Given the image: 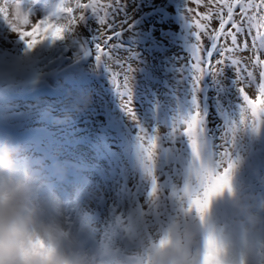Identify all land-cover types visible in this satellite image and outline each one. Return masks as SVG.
Segmentation results:
<instances>
[{
	"label": "rangeland",
	"instance_id": "rangeland-1",
	"mask_svg": "<svg viewBox=\"0 0 264 264\" xmlns=\"http://www.w3.org/2000/svg\"><path fill=\"white\" fill-rule=\"evenodd\" d=\"M31 6L34 19L41 17L54 6L56 0H25ZM88 3L89 0H79ZM110 0H100L107 4ZM162 0H120L111 2L108 21L104 25L89 16L65 41L52 47H44L23 57L22 45L15 33L0 20V70L10 69L17 61L27 60L29 71L14 83L5 87L0 80V122L9 126L40 127L36 141H19L37 157H45L46 151L54 154L66 168L64 177L55 185L62 198L72 195L75 186L90 190L85 210L92 217L97 229H101L111 218L113 211L126 212L139 205L145 208L147 194L151 188V178L141 163L137 122L147 130L148 138H157L154 175L157 177L161 194L167 197L173 186L182 184L183 173L189 162L190 147L184 135L187 125L181 123L194 111L203 116V140L210 151L219 153L227 147L237 161L236 180L238 183L259 185L264 177V127L258 135L248 128L253 122L260 123L264 116H252L251 107L240 96V87L251 100H258L260 72L264 70L255 64L256 56L264 61V51L253 47L252 34L238 36V42L248 43L247 50L229 54L239 59L253 71L254 80H244L236 84V73L231 64L216 65L221 59L213 54V69L221 68L219 74H205L194 89L195 70L192 64V46L197 44L195 35L200 33V46L206 56L210 49L209 36L219 29L217 0H192L196 8L213 9L214 13L206 28H197L193 22L185 29L163 12ZM258 2V0H257ZM72 0L73 17L81 10ZM121 6V7H120ZM120 7L118 12L115 9ZM90 14V13H89ZM103 14V13H101ZM256 15L254 23H262L260 16L264 10L253 9L249 15ZM227 18L226 10L224 11ZM234 19L241 21L239 8L234 10ZM126 21V24H122ZM114 25L109 30L108 24ZM231 24L226 25V30ZM264 31V27L260 29ZM122 31L119 39H112L105 51H111L112 59L102 57V63L112 71L121 73L118 77L123 89V73L128 72L131 88L130 105L137 117L133 121L125 108L127 97H122L113 84L110 72L95 57V37L98 34L101 46L104 39ZM120 44L118 50L111 46ZM218 47L231 46L230 39L223 37L217 41ZM258 47V46H257ZM88 50L86 54L85 50ZM119 59L124 67L116 64ZM130 58V59H129ZM169 65L168 70L164 68ZM202 67L207 68L206 64ZM102 82V83H100ZM105 87V88H104ZM208 102L204 103L203 98ZM79 105V109L77 108ZM237 128L235 133L227 129L230 123ZM174 129V130H173ZM208 133L212 138L208 137ZM4 134V133H0ZM144 135V134H142ZM235 135L234 145L225 144ZM223 167H227L225 161ZM222 171V169H221ZM219 205L217 210H219Z\"/></svg>",
	"mask_w": 264,
	"mask_h": 264
},
{
	"label": "clouds",
	"instance_id": "clouds-1",
	"mask_svg": "<svg viewBox=\"0 0 264 264\" xmlns=\"http://www.w3.org/2000/svg\"><path fill=\"white\" fill-rule=\"evenodd\" d=\"M69 9L72 0H56L34 19L25 0H0V20L16 34L26 58L72 34ZM29 70L26 59L17 61L0 70V80L7 87ZM251 112L264 116V102ZM262 127L264 120L248 129L258 135ZM188 141L191 158L181 185L167 197L161 188L147 194L146 210L136 205L113 211L97 229L85 210L88 188L75 186L62 198L55 185L65 166L58 162L49 171L43 158L0 134V264H264V177L260 186L238 183L232 155L226 186L208 196L224 167L195 126ZM141 163L151 166L143 152Z\"/></svg>",
	"mask_w": 264,
	"mask_h": 264
},
{
	"label": "snow or ice",
	"instance_id": "snow-or-ice-1",
	"mask_svg": "<svg viewBox=\"0 0 264 264\" xmlns=\"http://www.w3.org/2000/svg\"><path fill=\"white\" fill-rule=\"evenodd\" d=\"M189 2V0H186V4ZM117 3H119V0H117ZM197 3H199V0H197ZM218 3V10L215 13V15L219 16V29L214 31V34H211L209 36V39L211 41V47L210 49L206 50V56L202 57L200 55L201 52L205 51L199 44L200 41V33L197 32L195 34L192 33V35H195V39L197 40V44H193L192 46V59L195 61L192 64L193 70H195L194 74V89L198 88L200 79L207 73H213L214 75L219 74L221 72V68L213 69L212 65V57L213 54H217L221 59H218L215 61L216 65H225V64H231L234 68V71L236 73V84L242 83L244 80H254V73L253 71L248 70V66L245 64H242V61L239 59L231 58L229 54L234 53L238 50H247L248 49V43L247 40L241 45L238 42V36L244 35L246 32L251 35L253 29H255V35L252 36L253 41V47L256 48L257 51H264V31H261L260 29L264 27V16H260L259 20L262 23H254V21L257 20V16L249 15V12L253 9L256 10H264V0H217ZM121 7V6H120ZM120 7H117L115 9V12H118ZM77 9L81 10V14L78 17H73L71 14L69 16V19L72 21L73 25V32H75L76 28L86 22L89 16H92L95 18L96 22L100 25H104L108 21V17L110 14L114 15V13H110L109 10L113 8V4L111 2L107 4H101L100 0H89L88 3H80L79 0L76 5ZM236 8H239L240 15H241V21L237 22L234 19V10ZM226 10L227 18L225 19L224 11ZM192 9L185 8V17L186 22L188 26L191 28V25L188 22V17L186 16V13L191 12ZM69 12L72 13L73 9H69ZM90 13V14H89ZM103 13V14H101ZM213 13L211 10L204 14L205 20H210ZM126 21H122V24H126ZM231 24V29L226 30V25ZM197 28L204 29L206 28V25L200 23L197 21L196 24ZM114 27L113 24L109 23L108 28L109 30H112ZM122 34V31H115L113 36H107L106 39H104V47L101 46V43L99 42L101 37L97 34L95 39V57L97 62L102 63V57H106L108 59H112L111 51H105V48L108 47L109 41L116 38L119 39ZM224 38L225 40L230 39L231 46H223L218 47L217 41H219L221 38ZM258 46V47H257ZM120 47V44H114L111 46L112 50H118ZM86 54H88V50H85ZM130 59V58H129ZM116 64L118 67L123 68L124 64L117 58ZM103 64V63H102ZM202 64H206L207 68L202 67ZM255 64L261 66L264 68V61L259 59V56H256ZM105 68L110 72L111 78L113 81V84L116 86L117 90L120 92L122 97H127L125 108L128 112L129 116L132 118L133 121L137 120V117L135 115V112L130 105V97H131V88L129 85V77L127 75L128 72H132L133 68L129 64L127 67V71L123 73V89L124 91H120L121 84L119 83L118 77L121 75V73H117L112 71L106 64H103ZM260 84H259V94L260 98L258 100H251L249 96L245 92V87H240L239 93L243 100V102L251 107V110L253 107L260 102H264V70L260 72ZM190 115V117L186 120H182L181 123H184L187 125V130L184 133V135L188 138L189 133L193 129V127H196V130L198 133L203 135L204 129H203V116L201 115L200 111L197 110L194 111ZM234 122L230 123L227 127L229 132L235 133L237 131V128L233 126ZM256 122H253L254 126ZM251 126V127H252ZM137 127L139 129V140L141 141L140 147L142 149V152L147 157L148 161L151 162V166H145L144 171L147 173V175L151 178V182L153 187L151 188V191L148 192L149 195L155 194L156 189L158 188V182L157 177L154 175V163H153V154L155 153V150L157 149V138L155 136L148 138V146H145L144 140L145 136L147 135V130L139 125V122H137ZM174 130V129H173ZM144 134V135H142ZM235 135L232 136V139L229 141L226 139L225 136L222 137V140H224L225 144L231 143L234 145L235 142ZM210 155L215 157L217 154L210 151ZM219 159L217 160L218 164H223L225 161L227 162V167H224L223 172L218 175L209 191L206 193V195L211 196L215 194V192L222 187L226 186L227 184V173L231 170V168L234 166L235 161L232 159V151L225 147L224 151L219 153Z\"/></svg>",
	"mask_w": 264,
	"mask_h": 264
},
{
	"label": "trees",
	"instance_id": "trees-1",
	"mask_svg": "<svg viewBox=\"0 0 264 264\" xmlns=\"http://www.w3.org/2000/svg\"><path fill=\"white\" fill-rule=\"evenodd\" d=\"M117 0H110V2H114ZM120 1V0H119ZM161 7L163 9V12L166 16L174 19L176 22H181L182 26L185 29H190L186 22L185 17V8L192 9L191 12L186 13V16L188 17V22L190 25L193 24V22L199 21L200 23L207 25L209 20L204 19V14L208 13L211 9H202L201 7L196 8V6L192 5V0H189V2L186 4V0H162ZM212 13H214V10H211ZM168 70L171 68L169 65H165L164 68ZM189 155H191V150L189 151Z\"/></svg>",
	"mask_w": 264,
	"mask_h": 264
},
{
	"label": "bare ground",
	"instance_id": "bare-ground-1",
	"mask_svg": "<svg viewBox=\"0 0 264 264\" xmlns=\"http://www.w3.org/2000/svg\"><path fill=\"white\" fill-rule=\"evenodd\" d=\"M30 130H31V128H29V127H22L21 128V131H24V132L30 131Z\"/></svg>",
	"mask_w": 264,
	"mask_h": 264
}]
</instances>
